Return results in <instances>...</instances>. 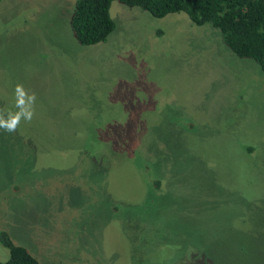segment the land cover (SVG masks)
Listing matches in <instances>:
<instances>
[{
	"label": "rangeland",
	"instance_id": "1",
	"mask_svg": "<svg viewBox=\"0 0 264 264\" xmlns=\"http://www.w3.org/2000/svg\"><path fill=\"white\" fill-rule=\"evenodd\" d=\"M77 0H0V232L41 264H264V72L184 13L113 2L82 46ZM10 258L0 243V260Z\"/></svg>",
	"mask_w": 264,
	"mask_h": 264
},
{
	"label": "trees",
	"instance_id": "2",
	"mask_svg": "<svg viewBox=\"0 0 264 264\" xmlns=\"http://www.w3.org/2000/svg\"><path fill=\"white\" fill-rule=\"evenodd\" d=\"M113 2L158 19L184 13L197 26L210 24L221 31L224 44L235 56L254 61L264 72V0H77L70 25L82 46L106 43L115 32ZM0 243L10 253L0 264H41L7 232H0Z\"/></svg>",
	"mask_w": 264,
	"mask_h": 264
},
{
	"label": "clouds",
	"instance_id": "3",
	"mask_svg": "<svg viewBox=\"0 0 264 264\" xmlns=\"http://www.w3.org/2000/svg\"><path fill=\"white\" fill-rule=\"evenodd\" d=\"M15 111L0 109V130L14 134L22 122L31 123L36 115L37 96L27 90L23 84H17L14 89Z\"/></svg>",
	"mask_w": 264,
	"mask_h": 264
}]
</instances>
